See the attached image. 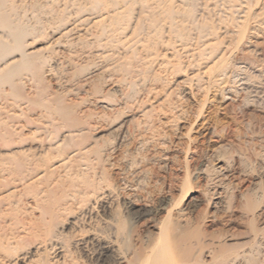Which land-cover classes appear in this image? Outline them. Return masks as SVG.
Segmentation results:
<instances>
[{
  "label": "rangeland",
  "instance_id": "obj_1",
  "mask_svg": "<svg viewBox=\"0 0 264 264\" xmlns=\"http://www.w3.org/2000/svg\"><path fill=\"white\" fill-rule=\"evenodd\" d=\"M5 5L11 19L35 29L25 42L29 51L39 49L40 54L31 67L21 64L14 72H0V191L13 189L35 161L42 169L59 160L55 150L42 153L39 144L47 147L80 122L94 121L86 117L90 110L110 113L99 119L101 124L129 117L134 131L124 140L115 133L96 134L104 133L101 149L115 147L117 162L135 160L128 173L106 164V177L114 181H108L115 191L113 214L128 226L129 220H123L130 197L155 207L169 199L164 206L173 207L174 215L196 196L202 200L192 215L185 211L186 218L191 216L185 234L215 247L213 253L208 252L211 246L203 248V263L236 264L233 258L241 254L238 264H264V0H6ZM114 9L120 13L94 22ZM133 26L132 40L123 44L120 38ZM66 27L75 28L64 34ZM6 34L0 27V36ZM158 49L167 55L156 57ZM94 133L78 137L76 143H90ZM76 143L62 147V153ZM91 155L95 165L96 156ZM46 182L23 187L19 217L37 214L28 202ZM82 182L55 187L46 211L74 200L67 194ZM97 212L109 215L99 205ZM165 214L159 211V216ZM140 227L132 224V243L144 233ZM25 238L19 249L36 242L32 235Z\"/></svg>",
  "mask_w": 264,
  "mask_h": 264
},
{
  "label": "bare ground",
  "instance_id": "obj_2",
  "mask_svg": "<svg viewBox=\"0 0 264 264\" xmlns=\"http://www.w3.org/2000/svg\"><path fill=\"white\" fill-rule=\"evenodd\" d=\"M252 1L255 3L257 2V0H252ZM113 2L117 3L118 0H110V3H113ZM5 3H6V0H0V27L5 29L7 34L4 36L8 37L9 41L6 40L4 38V36H0V65H1V62L5 63V65L3 67L0 66V72L1 73L6 72L4 74H7V72H14L15 70H12L13 67H16V66L21 65V64L24 65V67L33 66L34 62L32 61V59L35 58L36 56H38L40 54V52H39V49L29 51L27 44L25 42L26 41L25 36H27V34H30V32L32 30H33V34H34L35 29L33 28L30 31L29 28H27L26 26H23L21 23L15 22L13 19H11L10 14L8 13V11H6ZM258 3H259V1H258ZM114 11H116V12H113V14H111V12L108 11L107 14L101 15L98 18H96L95 21L94 20L93 21L95 23L99 24V23H102L103 20L105 19L104 16H106V15L107 16H109V15L114 16V15L120 13V12L117 13L118 9H114ZM247 16L249 17V15H247ZM134 19H136V18H134ZM72 22H73V20H72ZM141 24H143V22ZM238 24H239V22H238ZM120 25L122 26L121 22H120ZM180 26H182V25H180ZM74 28L75 27H71V28L66 27L64 34L70 33L71 31L74 30ZM247 28H248V26H247ZM135 30H136V28L133 26L130 34H127L124 37L120 38L121 42L123 44L126 42H129L128 40L130 39L131 35L132 36L134 35ZM77 35H79V34H77ZM70 37H71V35H70ZM71 39H72V37H71ZM130 40H132V39H130ZM94 45H95V43H94ZM125 45L127 47L128 44H125ZM165 50H167V49H165ZM110 53H111V51H110ZM117 53H115V54H117ZM93 54H96V53H93ZM103 54L104 53H102V55ZM155 54H156V57H158V56L160 57L162 55L165 57L167 55V51L158 49V51H156ZM16 55H19L18 58H16ZM9 57L13 60H11V61L8 60ZM88 57H91V56H88ZM196 58L197 57H195V59ZM198 58H200V57H198ZM161 61H162V63H164V62L166 63L167 59L164 58ZM172 62H174V61H172ZM223 62L225 63L226 61H223ZM221 64H223V63H221ZM198 65H199V63H198ZM161 67H162V65H161ZM203 74H204V72H203ZM110 76H112V75H110ZM115 80H116V78L114 79V81ZM15 84H18V83H15L12 81V85H15ZM183 84H184V82H183ZM111 86H113V85H111ZM115 90L118 92L120 91L117 89H115ZM89 94H92V93H89ZM103 104H101V105H103ZM105 105H106V103H105ZM105 105H104V107H105ZM98 106H99V104H98ZM112 107H114V106H112ZM116 110L119 111V109H116ZM107 114H110V113L107 112ZM107 114L105 112L104 113L94 112V111L90 110L89 112L86 113V117H91L92 119L95 118L94 121L93 120L92 121L87 120L88 122L87 121L84 123L80 122L81 126L74 128V129H70L66 133L64 132L65 134L59 136V138L57 137L47 147H45L44 144L38 143L39 144L38 149L42 153H51V152H53V150H55L54 152L60 157V159L57 161H51L48 165H46L42 169L40 167H37L36 164H34L36 162L35 161L33 163V165H31L32 167H30L29 173H27V175H25L20 180V182L18 184H15L13 186V189H11V190L9 189L6 192L0 191V264H18L20 262L23 264H204L203 263L204 260L202 257L203 248L207 247V246H211L210 245L211 242H209L208 240H204V239L203 240L202 239L201 240L200 239L199 240H193L191 238H188L187 234H185V231L187 228V221H188L187 218L189 216H187V218H186V216L184 215L186 210H188L189 215L190 214L192 215L193 213H195L194 210L197 207L198 202H200L202 200V198L198 199V198H196V196L192 197L190 199V201L188 202V205L185 209L183 208L181 210H178L176 212V214L173 215L172 214V212L174 210L173 207L166 210L165 206H164L167 204V202H169V199H168V201L166 199V202L164 201L163 203H160V205L158 207H155V206L151 205V203L150 204L145 203V204L140 205L137 202L140 201L141 199L136 201L137 199L135 200V199L130 197L127 201L125 200L126 201L125 202V204H126L125 208L127 210H126V215H125L126 217L123 220L125 222H126V219L129 220L128 226L125 225L124 222L122 223V221L117 217V215H119V214H117V215L113 214V201H114L115 191H114V188H112V185L108 182L110 179H107V177H106L107 176L106 175L107 168L110 167L111 165L113 166L115 164L114 165L115 167L118 165L116 167L118 171H120V170L122 171L124 169L125 171L124 170L123 171L125 173L127 171V169H129L128 167H131V165L133 166L135 164L134 163L135 160L133 159L134 160L133 164H132V162L130 163V161L127 160V158H128L127 154L130 150V149L129 150L127 149L128 152H126L127 154L125 153V157H127V158L124 157V154L122 156V158H125L124 160H127V161L126 162L120 161L121 163L117 162L118 158L115 155V150H114L115 147H113L114 149H109L111 147V145H110V147L107 149H101L99 146V144H101V141L99 143V140H102V137H104V133H103V135L101 134L100 136H98L96 134H100L101 132H107L108 134L109 133H115L118 138H121L122 140H124L125 137H127L130 133H132L131 132L132 130L134 131V129H132V130L130 129L131 125L129 126V124H131L132 119H130L129 117H126V118L121 119V120H117V118H115V117H113L114 118L113 119L111 117L113 120H110L109 122L106 121L104 123L105 125L101 124L99 122L100 121L99 119L102 120L105 117V115H107ZM56 118H58V117H56ZM155 120H153L154 124H157V123H155ZM154 124L151 126L152 128L154 127ZM159 124H161V123H159ZM146 125H148V124H145V126ZM133 126H134V124H133ZM51 128H53V127H51ZM143 128H145V127L142 126V129ZM53 130H54V128H53ZM89 131L95 132L94 133L95 136H93L92 141L88 144L87 143L77 144L76 143L77 138L80 136H83L84 134L88 133ZM135 133H136V131H135ZM136 134H138V132ZM146 134L144 137H147ZM162 134H163V132H162ZM111 136H112V134H111ZM135 136H133V137H135ZM149 136H151V135H149ZM149 136H148V138H149ZM154 136H156V132H155ZM157 137H158V135H157ZM149 139H151V138H149ZM144 142H147V141H144ZM72 143H76V144H74L75 146L72 147L73 149L67 151L66 153H62L63 152L61 150L62 147L69 146ZM147 143H149V142H147ZM150 143H152V141H150ZM120 150H121V148H120ZM122 150H125V149H122ZM131 151H132V149H131ZM54 152H53V154H54ZM16 153H17V151L12 152V154H16ZM116 153H118V152H116ZM91 154H95V156H96L97 163L95 165H93V163L90 162L91 158H92ZM130 154L131 153L129 152V155ZM31 155L36 156V153H33ZM159 155H161V154H159ZM131 156H133V154H131ZM94 159H95V157H94ZM111 160L112 161L115 160V161L112 163ZM115 162H117V163H115ZM106 164H109L110 166L106 165ZM98 165H100V168H98ZM146 165H148V164H146ZM138 169H139V167H138ZM110 170H111V168H110ZM132 170H134V169H132ZM142 170H143V168L139 171H142ZM146 170H144V173ZM2 171H4V170H2ZM142 172H141V174H142ZM119 173L116 172L117 175H119ZM126 173H128V172H126ZM135 173L137 174L138 172H135ZM141 174H139V175H141ZM146 174H148V173H146ZM123 178H125V177H123ZM46 179H49V180H46ZM80 179L81 180L83 179L82 184L80 183V185L78 187L75 186V188L76 187L77 188L75 189L74 193L67 194V196L73 197L74 200H72V201L76 200L77 203L74 204L72 201L70 202V200L69 201L66 200L65 203L60 204L58 206V208H52V210L49 209L46 211L45 203L48 201V194L51 191H53L55 187H59L61 184L64 185L68 181H70L71 184H74V183H76V180L79 181ZM114 179H115V177H114ZM142 179H143V177H142ZM123 180L124 179H122V181ZM137 180H139V179L137 178ZM45 181H47L46 185L43 184L44 186L40 187V189L34 193L33 201L28 202V206L30 207V209H32L33 211H37V214L30 219H26L25 217H19V213L20 212L22 213L21 208H20L21 203H22V199L18 196L24 193L23 187L25 190V188H28V187H32V186H36V185L41 186V184L44 183ZM110 181H113V180H110ZM119 181H121V180H119ZM139 181H141V180H139ZM117 182H118V179H117ZM130 185H132V184H130ZM144 185H146V184H144ZM136 186H137V184H136ZM139 186H140V184H139ZM139 186H137V187H139ZM119 190H121V189H119ZM127 195H130V194H127ZM138 196H139V194H138ZM147 196H148V194H147ZM144 197H146V196H144ZM146 199H147V197H146ZM146 199H144V200H146ZM148 201H151V200H148ZM98 205L101 207L102 211L108 213L109 215L108 216L107 215L106 216L105 215H99L97 212ZM190 208H192V209L190 210ZM160 210L166 211V214L162 215V217L159 216ZM189 210L192 211V213ZM63 216H65V217H63ZM247 216L249 217V215H247ZM253 216H254V214H253ZM190 217L188 218L189 220H190ZM194 221H195L194 222L195 224L198 222L196 220H194ZM190 222H191V220H190ZM201 222H199L198 224H201ZM132 224L133 225L136 224V225H139L142 228H144L143 234H138L133 238V240L136 241V243L131 242ZM192 224H193V222H192ZM141 227H140V230L142 229ZM11 228H15V229H11ZM66 230H68V231L66 232ZM140 230H139V232H140ZM28 235H32V237H35L36 242L31 247H29L27 249H25V248L19 249V247L21 246V243L23 242V240L27 239L25 237ZM256 237H258V236H256ZM263 241H264V239H263ZM214 248L211 246L210 251H208V252L213 253ZM248 250H250V249H248ZM260 250H262V249H260ZM250 252H251V250L248 253L251 254ZM252 253H253V251H252ZM245 254H247V253H244L242 255L244 256ZM240 255H237L235 258H233L234 262H237L236 264H238V258ZM217 258H216V260H217ZM224 259H225V257H224Z\"/></svg>",
  "mask_w": 264,
  "mask_h": 264
}]
</instances>
